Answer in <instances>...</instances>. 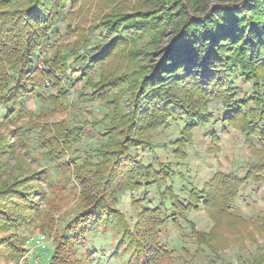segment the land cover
<instances>
[{"label": "trees", "instance_id": "trees-1", "mask_svg": "<svg viewBox=\"0 0 264 264\" xmlns=\"http://www.w3.org/2000/svg\"><path fill=\"white\" fill-rule=\"evenodd\" d=\"M78 1L0 0V103L6 107L2 121L17 125L26 111L25 100L42 101L45 78L66 95L54 73L70 85L84 80L93 91L91 97L112 101L117 110L123 109L125 100L128 105L119 114L120 122L115 124L113 119L114 124L106 127L107 137L101 142L104 159L97 169L90 170L88 160L78 163L77 156H72L73 175L83 188L88 185L83 189L86 203L62 228L46 264H78L76 259L69 260L66 250L72 244L81 246L85 236L105 228L119 232L120 244L136 257L135 264H172L170 251L161 242L162 227L186 219L201 207L214 218L235 217L232 200L239 188L248 180L264 184V0H148L153 7L140 4L130 13L118 12L100 21L104 30L100 43L55 54L49 72L34 68L40 49L64 18L66 5L72 8ZM165 36L168 39L162 44ZM146 38L148 42L139 46ZM120 48L127 49L129 62L135 61L136 66L117 75L101 71ZM141 54L147 63H138ZM70 56L73 64L67 62ZM240 79L251 83L250 93L239 92ZM213 100L222 109L221 117L208 108ZM170 121L183 123L175 147L191 139L199 126L240 123L246 138L260 144L263 156L249 163L243 176L216 172L198 190L190 189L188 197L180 198L173 188H164L161 202L153 207L143 205L147 198L141 197L134 201L137 217L130 223L115 207L118 196L125 190L160 186L171 168L161 162L157 167L144 164L131 150L147 147L148 131ZM30 129L40 132L38 144L50 161L62 162L83 137L78 128L63 122ZM215 131L211 130L213 140ZM12 135L13 130L5 136L0 133V153L11 137L24 143ZM22 173L0 182V231L22 226L37 209L33 197L44 195L45 169ZM96 187L102 189L93 195ZM165 198L169 206L163 205ZM213 228L194 231L193 236L200 247L215 253ZM6 247L16 259L25 254L11 238L0 237V251Z\"/></svg>", "mask_w": 264, "mask_h": 264}, {"label": "rangeland", "instance_id": "rangeland-1", "mask_svg": "<svg viewBox=\"0 0 264 264\" xmlns=\"http://www.w3.org/2000/svg\"><path fill=\"white\" fill-rule=\"evenodd\" d=\"M140 4L146 8L153 7V3H148V0H80L72 8L67 4L64 18L57 24L49 41L43 44L34 68L49 72L52 70L51 59L55 54L69 52L79 48L81 44L82 47H90L100 43L104 32L100 21L118 12L130 13ZM167 39L168 36H165L161 43H165ZM148 40L143 39L138 43L139 46ZM127 53V49L120 48L115 56L102 64L100 70L111 75L131 70L136 62H129ZM147 60L143 54L138 57L139 64H145ZM67 62L73 64V57L70 56ZM77 68L74 64V70ZM68 72L78 74V71ZM54 74L60 85H63L66 95L63 96V92L57 91L53 82L45 78L41 88L45 98L42 101L33 97L25 100L26 111L17 125L11 120H1L6 107L0 103V133L5 136L13 130L12 136H18L20 142H24L20 145L17 139L11 137L10 145L0 153V182L13 180L18 173L23 174V171L31 172L42 168L47 175V179L41 183L44 188L43 197H33L37 209L31 218L20 227L0 231V237L11 238L19 248L25 249V254L16 259L10 256L11 248L6 247L0 251V264H46L50 260V250L54 249L62 228L86 203L83 189L88 185L83 188L73 175L72 156H77L78 163L88 160L90 170L97 169L99 161L104 159L101 155V142L107 137L106 127L114 124L113 119L117 120L115 124L120 122L119 114L128 109L126 100L123 101L124 110L120 111L112 101L105 102L91 97L93 91L84 85V80L70 85L64 76ZM237 85L242 94H248L252 89L251 83L241 79ZM208 108L216 117H221L222 109L218 102L213 100ZM60 122L68 127L78 128L83 137L74 146L73 155L67 153L62 162L50 161L38 144L40 132L30 127ZM182 124L170 121L148 131L146 135L149 145L131 150L132 156L144 164L157 167L161 162L171 168L168 178L160 186L151 184L140 191L125 190L118 196L115 207L128 222L136 220L138 209L134 207V201L141 197L147 198L143 205L152 207L161 202V191L164 188H173L180 198L188 197L190 189L198 190L216 172H232L243 176L249 163L263 156L260 144L246 138L237 125L240 123H219L214 126L208 123L199 126L193 129L191 139H186L184 144L175 147L174 140L179 136ZM213 128L216 129L217 137L214 140L211 137ZM252 144L255 149L251 148ZM24 163L28 164L27 168H23ZM101 189L102 187L97 189L98 192L93 195H98ZM163 205L169 206L167 198ZM232 208L235 217L214 218L201 207L190 212L186 219L178 220L174 225L168 222L162 227L161 242L170 251L172 264H264V184L246 181L232 200ZM91 225L89 227L92 228ZM210 228L215 233V253L206 246L200 247L193 236L194 231H208ZM38 234L45 235L44 247H33L31 241L27 242ZM78 246L80 245L72 244L66 250L69 260L76 259L78 264H135L136 257L120 244L119 232L108 228L97 229L88 234L81 246Z\"/></svg>", "mask_w": 264, "mask_h": 264}, {"label": "built area", "instance_id": "built-area-1", "mask_svg": "<svg viewBox=\"0 0 264 264\" xmlns=\"http://www.w3.org/2000/svg\"><path fill=\"white\" fill-rule=\"evenodd\" d=\"M44 239H45V235L44 234H38L35 237H33L30 240H28L27 242L31 241V243H33V247H36V246L43 247V246H45L44 245Z\"/></svg>", "mask_w": 264, "mask_h": 264}]
</instances>
